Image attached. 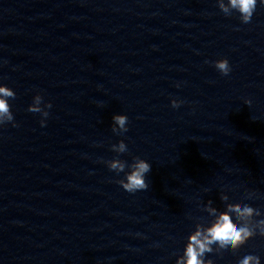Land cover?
<instances>
[{
  "label": "clouds",
  "instance_id": "9594fccd",
  "mask_svg": "<svg viewBox=\"0 0 264 264\" xmlns=\"http://www.w3.org/2000/svg\"><path fill=\"white\" fill-rule=\"evenodd\" d=\"M259 3L264 6V0H259ZM217 4L220 11L226 16H231L234 11L238 12L241 22L247 24L251 22L258 0H217ZM214 67L224 76L229 75L232 70L227 58L214 61ZM15 98L16 93L11 88L0 85V126L7 124H12L14 127L18 126L15 124L9 104V99ZM182 103L183 101L173 99L171 106L178 108ZM245 103L250 104L251 101L247 100ZM51 107L50 102L44 103L43 97L36 94L32 104L28 107V111L39 113L41 115L40 125L44 127L49 116L47 109H51ZM112 121L113 133L121 135L128 131V117L126 115H114ZM111 150L117 156L104 161V163L110 171H114L117 175L124 173V178L118 179L116 183L129 193L147 190L149 183L146 181V175L151 171V164L138 156L133 157L130 164L120 159L119 155L128 151L123 140L113 144ZM220 199L225 202L223 211L214 207L211 200H208L203 206L202 210L212 217V221L208 225L203 222L195 224V230L187 237L183 254L176 259V264H213L211 259L205 258L207 254H220L224 250L236 252L256 235L264 237V218L258 219V217L264 216L260 209L243 201L228 202L229 197L223 193ZM234 264H261V259L256 254L244 252Z\"/></svg>",
  "mask_w": 264,
  "mask_h": 264
}]
</instances>
